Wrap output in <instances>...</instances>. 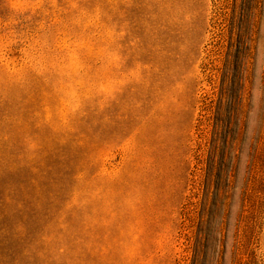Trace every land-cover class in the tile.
<instances>
[{
  "label": "rangeland",
  "instance_id": "374dc122",
  "mask_svg": "<svg viewBox=\"0 0 264 264\" xmlns=\"http://www.w3.org/2000/svg\"><path fill=\"white\" fill-rule=\"evenodd\" d=\"M0 264H264V0H0Z\"/></svg>",
  "mask_w": 264,
  "mask_h": 264
}]
</instances>
